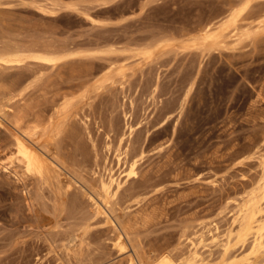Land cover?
I'll return each instance as SVG.
<instances>
[{"label": "rangeland", "instance_id": "374dc122", "mask_svg": "<svg viewBox=\"0 0 264 264\" xmlns=\"http://www.w3.org/2000/svg\"><path fill=\"white\" fill-rule=\"evenodd\" d=\"M247 1L223 43L197 41L204 25ZM27 45L66 56L14 100L4 88L39 63L0 61V108L11 113L21 103L49 115L63 92L75 93L64 131L49 145L67 167L64 179L76 180L65 188L26 172L0 126V264H132L130 255L136 264L162 255L184 264L195 249L205 263L222 264L230 244L239 264H264V254L252 253L254 237L229 241L241 205L263 181L264 0H0V50ZM110 65L127 73L93 91ZM111 173L123 182L113 200L122 222L112 217L127 252L84 194L101 191Z\"/></svg>", "mask_w": 264, "mask_h": 264}, {"label": "bare ground", "instance_id": "6f19581e", "mask_svg": "<svg viewBox=\"0 0 264 264\" xmlns=\"http://www.w3.org/2000/svg\"><path fill=\"white\" fill-rule=\"evenodd\" d=\"M65 5H67V4H65ZM248 7H249V1H247L243 7L238 8V9L233 8L228 13V11L230 10L229 9L227 11L228 14L226 13L227 15H224L225 17L222 20L220 18V21H218V22H216V20H214V23H211V24L208 23V24H206V26L204 25L203 33L201 36H199L197 38V41L199 43H201L202 45L208 44V45H210V47H213L215 45L223 43L225 41L224 38L227 36V30L231 26H233L235 29L239 28L238 27L239 16ZM58 9H60V8H58ZM242 17L245 18L244 16H242ZM261 22H260V24H261ZM195 40H196V38H195ZM37 43L38 42H36V44ZM31 46H33V43ZM1 47L3 50H0V61L6 62L8 64L9 63L20 64V63H24V62L25 63L27 62V64H28V61H29L28 59L32 58V59H34V60L36 59L38 61L39 68L41 69V70L35 69L34 71H32L30 73L28 72L29 74H27L25 76H21V77L18 76V78H16L15 80H13V81L11 80V83L10 84L8 83L9 84L8 86H6L5 88L3 87L4 90L2 92L8 98L10 97V96H8V94L11 95L10 100L13 99V97L15 99V96L24 97L25 95L28 94L27 92L29 90L31 91V89L32 90H34L35 88L37 89V87L40 85V83L45 79L42 69L43 68L46 69L47 67L49 69H51L50 67H52V68L55 67L66 56V50L60 49V48L52 50V49L45 48V47L38 48L39 46L36 48L35 47L30 48L27 45L26 46L27 48H24V49H21V48L14 49V48H16V45H15V47L13 48L14 50H12V49H9V47L8 48H6L4 46H1ZM202 47H204V46H202ZM217 47H219V46H217ZM11 48H12V46H11ZM152 52H153V50H152ZM145 53H147V52H145ZM33 62L34 61H32V63ZM25 63H24V66H25ZM2 64L4 65L5 63H2ZM18 64H16V65H18ZM48 64H50V65L48 66ZM22 65H21V67H22ZM30 66H32V65H30ZM10 68H12V67H10ZM89 70H90V68H89ZM126 73L127 72L126 71L124 72L123 68H119L118 66L117 67L111 66V68L107 72H104L103 75L100 74L98 76L99 78L96 77L97 75H95L94 79L95 78H97V79H96L94 85L92 84L93 87L92 86L91 87L93 88V91H95V89L99 90V88L105 87L108 80H114L116 75H123L124 76ZM92 74H95V73H91V75ZM45 75H47V74L45 73ZM49 79H50V77H49ZM47 80H48V78H47ZM57 83H58V81H57ZM86 83H88V80L81 82L80 85H84ZM86 85H88V84H86ZM108 85H109V83L106 85V87ZM0 87H1V85H0ZM73 89H74V87H73ZM76 89H79V88H76ZM68 90H70V89L68 88ZM17 91H18V93H16ZM90 91H91L90 87L86 88V93L84 92L85 94H82V95L80 94V95L82 96V98H84L85 95ZM3 93H1V94H3ZM69 93H72V92L66 91V92L62 93V98L64 100H62V102L60 101V105L58 104V106H60L59 109L54 110L53 113L49 114V115H47L46 113L44 114V113H41L39 111H35L34 109H33L34 111L33 110L31 111V110H29L30 108L26 110L24 107V104H23V106H21L20 102H19L20 104L18 105L20 107V109H19V107L13 108L14 111L11 113H9L10 111L7 112L6 110H3L2 108H0V126H4V129L9 133V136H8L9 140H6L7 141L6 145L7 146L10 145V147H12V149L14 147L13 151H11L14 153L13 156H15L13 159L14 160L17 159L18 164H20L22 167H25L24 169H26V172H29L33 176L37 177L41 182L49 183V181H50V183H51L52 180H56L59 184H61L65 188H70L76 179L74 180L73 176L72 177L69 176L67 179L65 177V179H64V172L65 171L63 172V169H65V168L67 169V167L64 164V161L59 158L58 154H56L57 152L52 151V149H51L52 147L50 148L49 143H51L52 140L54 141L55 137H58V135L60 136V133L64 131L63 129L65 127H63V126L65 125V123H67L66 122L67 121L66 117L68 116L67 114L71 110L70 108L75 104L74 102H75L77 96H72ZM45 94H47V92ZM72 94H75V93H72ZM28 96H30V93ZM8 98H6V99H8ZM55 98H54V100H55ZM4 99H5V97H4ZM17 100L19 101L21 99H17ZM22 100H23V98H22ZM15 102L16 101H14V103ZM26 104H27V101H26ZM28 104H31V103H28ZM32 105H30V106H32ZM37 106H39V105L37 104ZM21 107H23L24 109ZM181 108H183V107H181ZM41 111H42V109H41ZM55 111H56V113L54 114ZM65 114L67 116H65ZM2 117L6 118V120L8 118V121H9V117H11V119H10L11 125L5 124L2 120ZM1 141H4V140L2 139ZM55 141L57 142V140H55ZM51 144H53V142ZM10 156H12V155H10ZM10 158H12V157H10ZM14 160H12V161H14ZM126 162H127V160H126ZM65 163H66V161H65ZM70 167H72V166H70ZM262 167H263V169H262L261 181L262 180L263 181L259 184L260 185L259 186L260 192H256L255 190L252 191L249 198L246 199L245 202L241 205L239 212H238L239 214L237 217V220H239V232L237 234H233L232 232L229 234V241H231L232 238H237L238 242L242 243V244H245L249 240L250 237H254V241H252V243H253L252 253L255 255L256 258H261L260 257L261 254L262 255L264 254V199H263L264 198V195H263L264 194V161H263ZM15 168H17V167H15ZM15 168L13 169L7 163H4V165L2 166V169H8L9 172H12V171L16 172L17 170ZM129 169L130 170L128 172V175H131L136 171V160H133L130 163ZM71 170L72 169L68 168V171L71 172ZM16 173H18V172H16ZM81 178L82 177H80V179ZM57 182L54 181V183H56V185H57ZM122 183L123 182L119 176H116L114 173H111V174H109L107 179H105V178L100 179L99 187H100L101 191L95 189L92 185H90L92 187H90L91 190H89V191H86V189L84 188L85 189L84 194L87 196L88 200L90 201V203L93 207V214L96 216H101L105 220V222L109 223L115 229H118V227H117V224L114 222V219L112 217V215L116 216L115 215L116 213L113 211V200H114L115 195L117 194V191L122 186ZM64 187H63V189H65ZM81 188H82V186H81ZM63 204H64V202H63ZM63 204L61 206L65 207L66 203L64 205ZM117 216H116V218L118 220H120V218H118ZM259 221H261V222H259ZM119 222H122V221L120 220ZM257 222H259V223L256 225ZM81 224H82V222H81ZM122 225H123V223H122ZM122 225H121V227H122ZM127 227H128L127 225H126V227H125V225H123V232L125 234H128V237H129L130 234L127 233V230L129 232V229H126ZM120 230H121V228H120ZM120 230L118 229V233L114 239V246L117 247L119 249V251H121V252H127L128 246L123 239L122 230L121 231ZM126 237H127V235H126ZM130 240H132V239H130ZM232 250H233V246L231 244L229 245V247L228 246L225 247V258H224L222 264H239L240 261L237 258L238 257L237 253L235 251H232ZM128 254H130V253H128ZM160 257L155 262H152V261L146 262L145 261L142 264H178L177 260L172 258L171 256H163L162 255V257L161 258ZM130 259L132 261V264L133 263L136 264L135 263L136 261L134 262V258L132 257V255H130ZM139 259H140V257H139ZM140 261L142 262V259H140ZM184 264H208V263H205V258H203L201 256L199 250L195 249L193 251L192 255L190 256V258H188Z\"/></svg>", "mask_w": 264, "mask_h": 264}]
</instances>
